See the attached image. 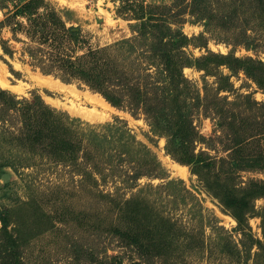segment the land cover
<instances>
[{"label": "rangeland", "instance_id": "rangeland-1", "mask_svg": "<svg viewBox=\"0 0 264 264\" xmlns=\"http://www.w3.org/2000/svg\"><path fill=\"white\" fill-rule=\"evenodd\" d=\"M4 1L10 13L13 3L23 2ZM177 3L183 4L178 8ZM139 4L171 8L170 16H174L169 19V26L181 29L191 39L184 48L187 61L191 62L182 68L184 76L201 96L207 93L212 97L217 86L226 89L218 95L234 100L229 107L232 106L233 118L242 126L240 133H261L259 143L247 145L246 150H256L264 158V108L251 102L264 103V87L243 71L220 66L207 74L194 61L207 53L201 46L207 41V49L215 53H233L264 62L263 1L35 0L39 11L47 9L65 26L80 31L78 54L134 37L133 29L139 23L135 17L141 15ZM5 11L0 10V20ZM46 19H35L32 14L28 19L12 17L9 24L22 26L15 33L9 27L0 29V37L14 51L13 57H9L0 48V86L19 97L38 94L51 107L99 125L96 130L104 133L105 139H99L94 151H104V161L109 160L108 165H97L90 174L85 167H91V163H56L0 135V212L5 214L9 228L16 229L24 264L140 261L139 250L125 247L112 232L114 225L124 223L137 228L141 235L151 236L149 250L144 252L145 264H264L262 257H255L257 246L251 245L253 240L264 245V197L253 200L249 229L243 235L236 229L237 222L230 210L207 190L192 167L175 159L182 152L169 142L170 134L155 129L142 111L132 114L128 109L114 107L86 85L77 81L65 83L30 65L24 49L40 45L41 36H34L33 26H42ZM246 40L247 46L239 44ZM42 47L46 48V44ZM212 103L220 105L221 101ZM182 109L187 111L186 107ZM219 119H223V113L210 117L203 108L195 109L193 124L209 143L196 142L195 152L227 154L222 148L226 139L217 138L222 134L216 123ZM125 149L128 163L123 170L121 165L126 161L118 165L121 161L116 153ZM111 154L115 157L110 158ZM155 159L159 166L152 169L150 161ZM133 163L135 168L140 165L149 173L157 172V177L143 176L132 183L125 173ZM105 167L109 170L102 174ZM112 172L113 178L108 176ZM129 172H133L132 168ZM248 178L264 181V168L240 172V180ZM226 188L231 189H214ZM123 199L134 201L129 207L123 203L119 206Z\"/></svg>", "mask_w": 264, "mask_h": 264}, {"label": "trees", "instance_id": "trees-1", "mask_svg": "<svg viewBox=\"0 0 264 264\" xmlns=\"http://www.w3.org/2000/svg\"><path fill=\"white\" fill-rule=\"evenodd\" d=\"M21 1L23 2L13 3L10 13L5 1L0 0V10L6 9L4 18L0 20V29L9 27L15 33L22 26L21 23H15L14 26L9 24L12 17L25 16L28 19L31 14L35 19L47 17L42 26H33L34 36H41L40 45H30L24 49L30 57L29 64L44 74L56 75L65 83L77 81L86 85L114 107L128 109L132 114L142 111L155 129L170 134L169 142L182 152L181 157L175 159L192 167L191 171L199 177L207 190L213 192L223 207L230 210L237 222L236 229L243 235L246 234L249 229L248 215L254 209L253 200L264 197V181L255 178L242 181L240 172L264 168L262 154L259 155L256 150H246L247 145L259 143L261 133H240L242 126L233 118L232 106L229 107L234 104V100L229 101L218 95L225 88L217 86L212 97L207 93L201 96L194 84L184 76L182 68L187 64L191 65L184 48L190 44L191 39L181 29L169 26V19L174 16H170L171 8L139 4L141 15L135 17L139 23L133 29L136 33L134 37L78 54L81 38L78 29L65 26L47 9L39 11L35 0ZM177 4L180 8L183 3ZM221 19L224 21L226 15ZM242 42L245 46L249 44V40L239 41V44ZM45 44L46 48L42 47ZM201 46L206 48L207 53L194 59L198 69L208 74L211 70L226 66L230 71H243L258 86L264 87V62L261 60L237 57L233 53H215L207 49V41ZM0 48L4 54L13 57V49L1 37ZM215 100L221 101V104H213L212 101ZM251 102L255 107L264 108V103L259 104L255 100ZM185 107L186 112L182 109ZM198 108H203L210 117H218L223 113V119L216 123L222 133L217 138L226 139L222 147L227 152L225 156L209 155L204 150L195 152L196 142L209 144L193 124L194 111ZM98 127L99 125L81 121L51 107L38 94L19 97L0 86L1 137L18 145L22 144L30 152L46 156L56 163L70 165L83 160L84 163L92 164L89 168L85 167L90 174L94 173L97 165H108L109 159L104 161L105 152L94 151V147L99 145V139H105L104 133L97 132ZM127 150L116 153L121 161L117 162L118 165L126 161L121 165L123 170H126L128 163ZM112 157L115 154H111L110 158ZM150 163L152 169L159 166L156 159ZM135 165L133 163L125 173L132 183L143 176L157 177V172L149 173L148 169L141 168L140 165L135 168ZM130 168L132 173L129 172ZM103 169L102 174L109 170L107 167ZM108 176L113 178L114 172ZM223 186L231 189H214ZM133 201L123 199L118 204L121 206L123 203L129 207ZM127 225L128 223L116 224L112 232L121 239L125 247L135 248L137 252L139 250L141 260L132 264H145L144 252L149 250L151 236L141 235L137 228ZM15 230L9 228L5 214L0 212V264H24L22 244ZM251 245H256L259 250L255 257L264 259L263 242L253 240Z\"/></svg>", "mask_w": 264, "mask_h": 264}]
</instances>
